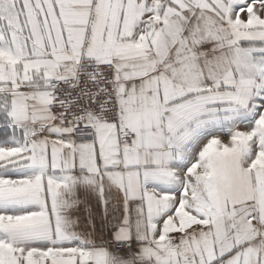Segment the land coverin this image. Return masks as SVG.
<instances>
[{
  "label": "snow or ice",
  "instance_id": "1",
  "mask_svg": "<svg viewBox=\"0 0 264 264\" xmlns=\"http://www.w3.org/2000/svg\"><path fill=\"white\" fill-rule=\"evenodd\" d=\"M0 264H264V0H0Z\"/></svg>",
  "mask_w": 264,
  "mask_h": 264
}]
</instances>
